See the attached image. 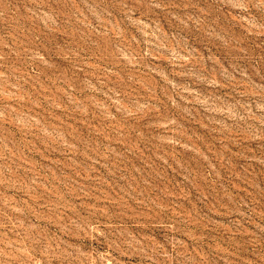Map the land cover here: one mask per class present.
I'll use <instances>...</instances> for the list:
<instances>
[{
    "label": "rangeland",
    "instance_id": "obj_1",
    "mask_svg": "<svg viewBox=\"0 0 264 264\" xmlns=\"http://www.w3.org/2000/svg\"><path fill=\"white\" fill-rule=\"evenodd\" d=\"M0 264H264V0H0Z\"/></svg>",
    "mask_w": 264,
    "mask_h": 264
}]
</instances>
